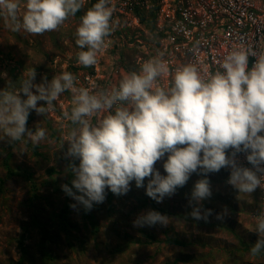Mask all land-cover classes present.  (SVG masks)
I'll return each mask as SVG.
<instances>
[{
	"label": "clouds",
	"instance_id": "obj_1",
	"mask_svg": "<svg viewBox=\"0 0 264 264\" xmlns=\"http://www.w3.org/2000/svg\"><path fill=\"white\" fill-rule=\"evenodd\" d=\"M85 0H25L22 18L20 0H0L13 32L42 35L58 29L74 16ZM113 0H98L80 18L76 45L81 49L78 64L92 67L113 31ZM254 63L249 67V58ZM218 69L202 73L193 62L170 72L157 55L142 63L138 72L125 74L110 90L76 86L73 73L64 71L49 81L30 69L20 87L10 91L11 82L0 90V130L10 142L27 137L33 145L46 138V131L27 127L34 111L43 116L54 110V102L65 92L72 94L70 112L64 118L73 127L67 134L65 158L73 179L62 191L77 205L91 211L113 195H126L134 182L157 203L184 187L192 174L198 179L191 190L190 216L208 222L211 209L201 201L212 195L208 176L229 169L227 184L239 193H253L264 182V52L241 44L218 60ZM170 76L167 86L160 79ZM7 79V74H0ZM43 102V104H39ZM39 105V106H38ZM100 116L95 123L90 118ZM65 143L61 144L63 147ZM243 153L248 164H240ZM78 161V163H75ZM162 161L166 175L155 165ZM147 183L145 184V180ZM73 189L75 191H73ZM225 210L217 214L223 220ZM258 239L251 255L264 252V214L256 215ZM169 217L154 210L138 215L134 227L167 226Z\"/></svg>",
	"mask_w": 264,
	"mask_h": 264
},
{
	"label": "rangeland",
	"instance_id": "obj_2",
	"mask_svg": "<svg viewBox=\"0 0 264 264\" xmlns=\"http://www.w3.org/2000/svg\"><path fill=\"white\" fill-rule=\"evenodd\" d=\"M24 11L25 0H20L21 18ZM80 18L70 16L57 30L33 35L23 30L11 31L0 10V74H7V79L0 77V90L8 81L12 83L9 90H17L33 68L37 73L35 83H40L42 76L50 81L64 71L74 73L71 64L80 50L75 43ZM106 59L101 73L112 76L110 90L129 71L119 70L120 60L112 61L111 67V57ZM72 107V97L65 92L54 102V110L43 116L34 111L30 114L27 127L46 131V138L37 145L27 137L14 142L0 139V264L16 263L21 256L20 246L26 251L23 264H264V252L255 256L250 253L258 239L253 231L259 211L257 189L251 194L239 193L227 184L229 169L208 176L212 195L201 201L202 208L213 213L207 223L190 216V193L201 178L194 173L184 187L162 203L147 197L145 189L136 188L134 182L126 195L116 196L106 189L105 201L94 204L87 212L80 205L70 208L75 203L70 197L67 204L71 227L64 230L59 216L65 202L61 185L66 181L70 163L64 153L67 134L75 126L63 114ZM99 118L90 119L95 123ZM3 135L0 130V137ZM9 155L14 175L6 178L3 160ZM155 167L166 175L162 161ZM50 169L54 173L49 175ZM26 173L37 185L36 196L25 179ZM148 210L169 217L168 225L134 227L137 216ZM225 210L223 220H217L216 215ZM33 218L45 224L52 236L47 244L49 260L44 261L39 255L40 233L32 225ZM166 237L184 244L163 243Z\"/></svg>",
	"mask_w": 264,
	"mask_h": 264
},
{
	"label": "built area",
	"instance_id": "obj_3",
	"mask_svg": "<svg viewBox=\"0 0 264 264\" xmlns=\"http://www.w3.org/2000/svg\"><path fill=\"white\" fill-rule=\"evenodd\" d=\"M96 2L85 0L82 12L85 14ZM113 3L114 28L106 38L98 63L84 67L76 59L71 64L78 87L108 90L112 76L104 77L101 73L106 57H111V67L115 60H120L121 71L138 72L143 62L160 55L170 72L193 62L203 73L217 70V61L241 44L264 52V0H113ZM253 63L254 58L250 57L249 67ZM169 80L166 75L160 84L167 86ZM238 159L242 166L252 167L243 153ZM257 191L259 215L264 214V182Z\"/></svg>",
	"mask_w": 264,
	"mask_h": 264
},
{
	"label": "trees",
	"instance_id": "obj_4",
	"mask_svg": "<svg viewBox=\"0 0 264 264\" xmlns=\"http://www.w3.org/2000/svg\"><path fill=\"white\" fill-rule=\"evenodd\" d=\"M74 17H82L81 9L74 15ZM34 153L37 154L36 151H34ZM9 159H10V155L7 156L3 160V167H4L5 171H6V178H10L11 176L14 175V172H13L11 166H10V163H9ZM68 165H69V163H68ZM53 173H54L53 169H50L48 171L49 175L53 174ZM24 176H25L26 181L30 182L32 193H33L34 196H36L35 195V192H36L35 190H36L37 185L35 183H33V181L31 180V178H32L31 174L26 173ZM73 178L74 177H73L69 167H67V178H66V181H65L64 184H67L69 187H71V181H72ZM73 191H75V190L73 189ZM64 198H65V202L63 204V207H62V209L60 211L59 216H60L62 228L65 230L67 227H71V226H70L69 221H68L69 209H68V204H67V201H68V199L70 197L65 194ZM32 225L34 227L38 228L39 233H40V239H39V243H38L39 255H40L42 260H44V261L45 260H49L50 255L47 252V244L51 240L52 236L49 233V231L45 228V224L40 223L37 219H35V218L32 219ZM163 243L175 244L177 246H181V245L184 244L181 241H178L176 239H169L167 237L164 239ZM19 248H20L21 256H20V259H18V261L16 263H14V264H23V260H24V257L26 255L25 249L22 246H20Z\"/></svg>",
	"mask_w": 264,
	"mask_h": 264
},
{
	"label": "crops",
	"instance_id": "obj_5",
	"mask_svg": "<svg viewBox=\"0 0 264 264\" xmlns=\"http://www.w3.org/2000/svg\"><path fill=\"white\" fill-rule=\"evenodd\" d=\"M257 195H258V191H257ZM258 202H259V198H258Z\"/></svg>",
	"mask_w": 264,
	"mask_h": 264
}]
</instances>
